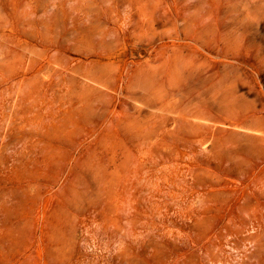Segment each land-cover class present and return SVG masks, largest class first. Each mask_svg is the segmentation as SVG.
Returning <instances> with one entry per match:
<instances>
[{"label":"rangeland","instance_id":"obj_1","mask_svg":"<svg viewBox=\"0 0 264 264\" xmlns=\"http://www.w3.org/2000/svg\"><path fill=\"white\" fill-rule=\"evenodd\" d=\"M80 1L0 0V264H264V0Z\"/></svg>","mask_w":264,"mask_h":264},{"label":"bare ground","instance_id":"obj_2","mask_svg":"<svg viewBox=\"0 0 264 264\" xmlns=\"http://www.w3.org/2000/svg\"><path fill=\"white\" fill-rule=\"evenodd\" d=\"M114 0H100V5L98 7V9L100 10V12H102V14L104 13L106 15V13L109 11L110 6L112 5ZM102 4V7H101ZM75 10L79 13H81V15L86 18V23L90 24L92 23V21H97V20H93V13L96 12V9L91 8L89 6H87V2L86 1H80L79 3H76L75 5Z\"/></svg>","mask_w":264,"mask_h":264}]
</instances>
